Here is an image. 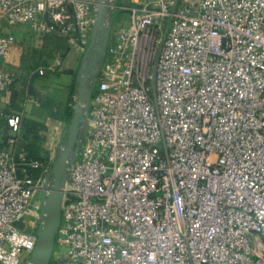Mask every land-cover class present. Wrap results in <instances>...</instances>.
<instances>
[{
    "label": "built area",
    "instance_id": "1",
    "mask_svg": "<svg viewBox=\"0 0 264 264\" xmlns=\"http://www.w3.org/2000/svg\"><path fill=\"white\" fill-rule=\"evenodd\" d=\"M96 11V0H0V27L87 45ZM14 43L0 32V92L17 77ZM70 105L85 123L49 264H264V0L133 6L94 94ZM21 119L0 125V264L32 253L36 198L52 184L18 143Z\"/></svg>",
    "mask_w": 264,
    "mask_h": 264
},
{
    "label": "crops",
    "instance_id": "2",
    "mask_svg": "<svg viewBox=\"0 0 264 264\" xmlns=\"http://www.w3.org/2000/svg\"><path fill=\"white\" fill-rule=\"evenodd\" d=\"M144 2L145 0H103L101 18L94 28V40L91 42V31L87 45L70 43L59 35L38 36L27 24L0 27V32L13 34L15 37L7 61L17 74L10 88L0 92V125L6 114L17 112L22 118L35 120L43 126L38 129V143L48 157L43 162L50 181L48 173L52 161L57 150L64 149L67 145L75 111L85 117L82 110L73 108L70 103L80 93L87 97L94 94L97 69L105 58L112 31L127 27L131 8ZM47 66L54 69H47L44 75H40L38 69ZM84 123L85 119L80 120L78 134L71 149L75 146L80 148ZM2 132L5 134V128ZM24 133L21 125L18 143L25 149L23 143L31 142L32 138H23ZM43 171L35 170L34 178H40ZM41 197L39 194L36 200L39 201ZM25 224L20 223V226L24 228ZM28 259L23 264H29Z\"/></svg>",
    "mask_w": 264,
    "mask_h": 264
},
{
    "label": "water",
    "instance_id": "3",
    "mask_svg": "<svg viewBox=\"0 0 264 264\" xmlns=\"http://www.w3.org/2000/svg\"><path fill=\"white\" fill-rule=\"evenodd\" d=\"M102 3H103V0H96L97 11H96L95 22L92 28L91 42H93L94 36H95L94 28L99 24V21L101 18ZM84 119H85L84 116H80L78 111H75L73 118H72V122H71L73 125L70 126V129H69L67 145L63 149L65 150V155H66L65 156L66 166L64 170H61L58 172L55 171L53 178H50L52 181L51 182L52 184H51L49 193L47 195H49L54 188H59L62 192V186L64 184L65 177L67 176V159L70 158L78 150L77 146H75L74 149H71V147L74 145V141L76 139V134L79 128V122L80 120H84ZM61 173L64 176V178H62L60 182L57 183V179L61 177L60 175ZM47 179H49V177ZM61 201H62V198L60 199L56 209L44 210L42 211L43 213L41 212V219H43V223L41 224V226L39 227V230L37 231V239H36L35 247L28 259L29 264H48L49 263L52 257L53 249H54L56 230L58 228L59 221H60ZM44 202H45V199H44Z\"/></svg>",
    "mask_w": 264,
    "mask_h": 264
},
{
    "label": "rangeland",
    "instance_id": "4",
    "mask_svg": "<svg viewBox=\"0 0 264 264\" xmlns=\"http://www.w3.org/2000/svg\"><path fill=\"white\" fill-rule=\"evenodd\" d=\"M72 97V96H71ZM70 122V121H69ZM73 124L70 123V126H72ZM78 134V131H77ZM65 150L59 148L57 150V153L55 155V158L52 161V166L51 169L53 167V169L49 170L50 173H48V175H50V178L54 176L55 171H61L65 169L66 163H65ZM61 177L57 179V183L60 182V180L62 178H64V176L62 175V173L60 174ZM41 199L39 200V212L41 214L42 211L44 210H50V209H56L60 199L62 198V192L59 188H54L51 193L49 195H44L41 194ZM45 199V202L44 200ZM43 200V201H42ZM43 213V212H42ZM29 257H23V262L25 260H27Z\"/></svg>",
    "mask_w": 264,
    "mask_h": 264
},
{
    "label": "trees",
    "instance_id": "5",
    "mask_svg": "<svg viewBox=\"0 0 264 264\" xmlns=\"http://www.w3.org/2000/svg\"><path fill=\"white\" fill-rule=\"evenodd\" d=\"M53 35H57V34H52L49 36H53ZM21 125L23 126L25 131V133L23 134V138H26L28 136H31L32 138L31 142L25 141V144L23 143V146L25 147L28 156L41 160L42 162L46 161L48 158L47 154L38 143V140L40 139V136L38 135V129L42 128L43 126L37 121L26 117H23L21 119Z\"/></svg>",
    "mask_w": 264,
    "mask_h": 264
}]
</instances>
